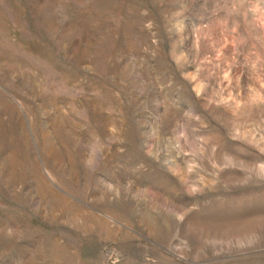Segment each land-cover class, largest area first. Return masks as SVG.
I'll list each match as a JSON object with an SVG mask.
<instances>
[{
	"label": "rangeland",
	"instance_id": "obj_1",
	"mask_svg": "<svg viewBox=\"0 0 264 264\" xmlns=\"http://www.w3.org/2000/svg\"><path fill=\"white\" fill-rule=\"evenodd\" d=\"M0 264H264V0H0Z\"/></svg>",
	"mask_w": 264,
	"mask_h": 264
}]
</instances>
